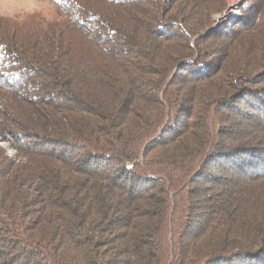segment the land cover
I'll use <instances>...</instances> for the list:
<instances>
[{"label":"trees","instance_id":"1","mask_svg":"<svg viewBox=\"0 0 264 264\" xmlns=\"http://www.w3.org/2000/svg\"><path fill=\"white\" fill-rule=\"evenodd\" d=\"M225 2L0 18V264H264V87Z\"/></svg>","mask_w":264,"mask_h":264},{"label":"rangeland","instance_id":"2","mask_svg":"<svg viewBox=\"0 0 264 264\" xmlns=\"http://www.w3.org/2000/svg\"><path fill=\"white\" fill-rule=\"evenodd\" d=\"M55 0H0V18L7 19L10 22H16L21 26L27 24L29 28H35V31L45 30L47 32L53 25L54 20L59 19L58 10L53 3ZM227 9L224 13L215 14L213 17L214 26L229 34L236 30L235 35L240 39L243 48L237 54H243V49H251L253 56L258 63L251 66L247 72L253 73L258 88L264 87V0H226ZM252 21V22H251ZM222 22V23H221ZM37 24V25H36ZM40 26V28L38 27ZM253 25V27H252ZM251 26V27H250ZM255 28V29H254ZM24 30V26L20 28ZM252 69V70H250ZM248 76V75H247ZM264 91V90H263ZM253 94V95H252ZM250 96L251 104L248 102L250 109H246L244 102L241 107L252 116L261 117L264 123V94ZM1 107V106H0ZM260 110V112H258ZM261 115V116H260ZM255 136L263 137L260 133ZM0 147L5 149L6 154L11 157L14 151L9 149L7 143L0 141Z\"/></svg>","mask_w":264,"mask_h":264}]
</instances>
